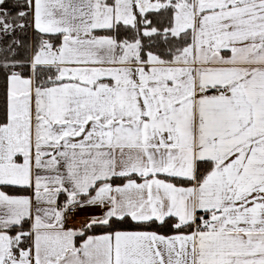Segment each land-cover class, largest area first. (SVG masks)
I'll list each match as a JSON object with an SVG mask.
<instances>
[{"label":"snow or ice","instance_id":"obj_1","mask_svg":"<svg viewBox=\"0 0 264 264\" xmlns=\"http://www.w3.org/2000/svg\"><path fill=\"white\" fill-rule=\"evenodd\" d=\"M0 264H264V0H0Z\"/></svg>","mask_w":264,"mask_h":264}]
</instances>
